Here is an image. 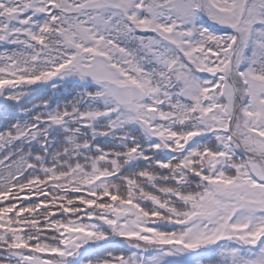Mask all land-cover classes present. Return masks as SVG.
<instances>
[{"label":"snow or ice","instance_id":"snow-or-ice-1","mask_svg":"<svg viewBox=\"0 0 264 264\" xmlns=\"http://www.w3.org/2000/svg\"><path fill=\"white\" fill-rule=\"evenodd\" d=\"M0 264H264V0H0Z\"/></svg>","mask_w":264,"mask_h":264},{"label":"rangeland","instance_id":"rangeland-1","mask_svg":"<svg viewBox=\"0 0 264 264\" xmlns=\"http://www.w3.org/2000/svg\"><path fill=\"white\" fill-rule=\"evenodd\" d=\"M25 106H29L28 104H26Z\"/></svg>","mask_w":264,"mask_h":264}]
</instances>
